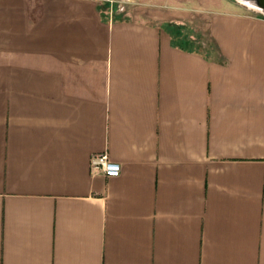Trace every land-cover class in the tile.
<instances>
[{"label": "crops", "instance_id": "0c3cea01", "mask_svg": "<svg viewBox=\"0 0 264 264\" xmlns=\"http://www.w3.org/2000/svg\"><path fill=\"white\" fill-rule=\"evenodd\" d=\"M107 2L0 0V264H264V11Z\"/></svg>", "mask_w": 264, "mask_h": 264}, {"label": "built area", "instance_id": "2783aa9c", "mask_svg": "<svg viewBox=\"0 0 264 264\" xmlns=\"http://www.w3.org/2000/svg\"><path fill=\"white\" fill-rule=\"evenodd\" d=\"M107 1L115 2V0ZM90 166L92 173H101L106 177H118L120 174V165L111 161L106 153L92 155Z\"/></svg>", "mask_w": 264, "mask_h": 264}, {"label": "rangeland", "instance_id": "374dc122", "mask_svg": "<svg viewBox=\"0 0 264 264\" xmlns=\"http://www.w3.org/2000/svg\"><path fill=\"white\" fill-rule=\"evenodd\" d=\"M197 2H198V0H185V3H186V5H187V3L189 4L188 6L189 7H197ZM108 3V2H107ZM175 4H177V3H175ZM108 13H110V11L108 12ZM199 39H198V41H200V42H202V43H204V45H210L211 43L209 42V40L205 37V36H199L198 37ZM207 47L206 46H202L201 47V49L202 50H204V49H206Z\"/></svg>", "mask_w": 264, "mask_h": 264}, {"label": "water", "instance_id": "95a60500", "mask_svg": "<svg viewBox=\"0 0 264 264\" xmlns=\"http://www.w3.org/2000/svg\"><path fill=\"white\" fill-rule=\"evenodd\" d=\"M244 3H252L258 7L261 11H264V0H239Z\"/></svg>", "mask_w": 264, "mask_h": 264}, {"label": "trees", "instance_id": "16d2710c", "mask_svg": "<svg viewBox=\"0 0 264 264\" xmlns=\"http://www.w3.org/2000/svg\"><path fill=\"white\" fill-rule=\"evenodd\" d=\"M104 8H105V9L107 8V4H105Z\"/></svg>", "mask_w": 264, "mask_h": 264}]
</instances>
